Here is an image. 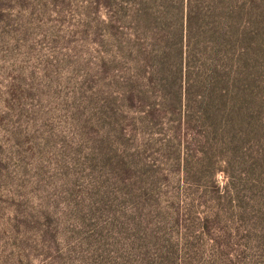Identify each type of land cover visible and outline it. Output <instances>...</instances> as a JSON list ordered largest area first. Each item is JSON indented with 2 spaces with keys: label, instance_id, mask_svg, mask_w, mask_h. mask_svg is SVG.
<instances>
[{
  "label": "rangeland",
  "instance_id": "rangeland-1",
  "mask_svg": "<svg viewBox=\"0 0 264 264\" xmlns=\"http://www.w3.org/2000/svg\"><path fill=\"white\" fill-rule=\"evenodd\" d=\"M234 5L235 59L217 62L245 50L246 69L191 78L262 112L252 143L216 145L180 126L181 76L131 19L0 0V264H264V0Z\"/></svg>",
  "mask_w": 264,
  "mask_h": 264
},
{
  "label": "trees",
  "instance_id": "trees-1",
  "mask_svg": "<svg viewBox=\"0 0 264 264\" xmlns=\"http://www.w3.org/2000/svg\"><path fill=\"white\" fill-rule=\"evenodd\" d=\"M237 0H100L102 8L116 16L131 19L137 30L146 33L159 49L155 58L165 76H181L177 93L180 126H204L214 134L216 145L219 138L234 145L246 137L250 143L258 134L259 111L254 94L248 90L236 91L234 81L227 80V90H216L210 77L194 80L191 76L240 75L246 69L244 57L238 65L222 67L217 60L234 61L231 51L233 31L240 27L235 19L238 12L245 11V5L237 8ZM247 10V8H246ZM127 15V16H126ZM226 52L222 56V53ZM150 55L154 51L148 52ZM174 64L175 68H167ZM210 64V65H209ZM211 88V89H210ZM202 89H206L202 92ZM217 124L225 129L218 134ZM244 127L243 136L237 129ZM223 143V141H222ZM260 184V183H259ZM258 184V185H259ZM253 192V191H252ZM163 264H168L162 261Z\"/></svg>",
  "mask_w": 264,
  "mask_h": 264
}]
</instances>
